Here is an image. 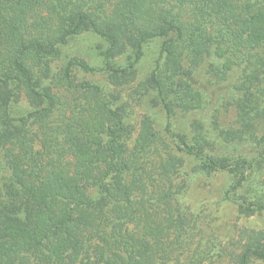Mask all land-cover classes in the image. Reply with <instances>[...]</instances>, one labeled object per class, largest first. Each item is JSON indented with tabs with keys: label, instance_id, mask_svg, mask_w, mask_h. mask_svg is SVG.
Segmentation results:
<instances>
[{
	"label": "trees",
	"instance_id": "trees-1",
	"mask_svg": "<svg viewBox=\"0 0 264 264\" xmlns=\"http://www.w3.org/2000/svg\"><path fill=\"white\" fill-rule=\"evenodd\" d=\"M85 34L106 44L98 68L65 57ZM154 44V68L134 92L161 109L177 152L157 171L171 182L192 158L195 173L231 176L228 199L264 172V0H0V264L174 262L184 213L166 226L159 210L134 204L146 175L159 174L138 160L160 132L145 117L129 150L136 129L122 95ZM64 90L75 97L68 108ZM23 100L29 109L16 114ZM230 107L237 127L224 129L220 111ZM219 146L227 153L212 154ZM238 208L253 216L264 198ZM246 238L230 264H264V232Z\"/></svg>",
	"mask_w": 264,
	"mask_h": 264
},
{
	"label": "rangeland",
	"instance_id": "rangeland-1",
	"mask_svg": "<svg viewBox=\"0 0 264 264\" xmlns=\"http://www.w3.org/2000/svg\"><path fill=\"white\" fill-rule=\"evenodd\" d=\"M106 48L105 42L92 34H85L70 42L65 50V57H78L89 62L95 68L102 66L100 47ZM158 45L150 46L144 59L138 65V81L122 90L123 100L129 104L131 110L130 123L135 127L134 136L129 142V150H133L142 120L151 116L156 120V128L160 132V140L150 155L139 159V164L145 163L147 171L159 173L153 179L147 177L146 192L139 191L135 194V207L147 214L152 209L160 211L166 226L171 225L172 218L179 217V212L184 213L182 224L177 227L175 237L181 243L174 255V262L170 264H230L233 254L238 253L242 243L251 231L264 232V209H259L255 215L245 216L240 212L238 204L244 201L252 202L258 198H264V172H255L246 185L236 191L232 198L226 197V192L232 186L231 176L226 173L212 175L195 173L197 162L189 157L185 158V164L180 173L167 181L164 175L157 171V164L169 153L177 154L173 139L165 132L166 119L159 108H154L145 98L134 92L136 85L143 81L154 68V62L158 57ZM63 66V61L57 63L58 70ZM82 79L89 82L106 85V78L101 74H80ZM202 73L199 78L205 82ZM58 92V91H57ZM65 107L74 105L75 97L68 90L58 92ZM29 109L26 100L14 110L16 114H23ZM182 118L178 119V127L183 129ZM219 122L222 128L237 127V112L233 107L220 111ZM187 131L189 136L193 134ZM39 148V146H38ZM37 148V149H38ZM247 152L253 151L252 146L244 145L241 148ZM214 150V149H211ZM219 146V151L211 152L215 155L226 154ZM254 154H252L253 156ZM148 159V160H146ZM147 164V165H146ZM1 176V174H0ZM174 192L179 198L178 203L171 207ZM155 191H158L155 194ZM148 206V207H146ZM170 207V208H164ZM177 211V216L173 215ZM143 223H131V228L145 226ZM153 222V220H151ZM247 239V238H246Z\"/></svg>",
	"mask_w": 264,
	"mask_h": 264
}]
</instances>
